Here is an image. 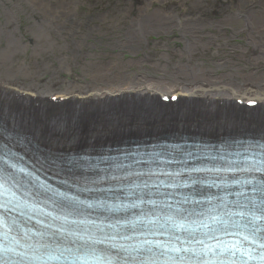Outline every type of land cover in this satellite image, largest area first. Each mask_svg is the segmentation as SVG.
Wrapping results in <instances>:
<instances>
[{
  "label": "bare ground",
  "instance_id": "obj_1",
  "mask_svg": "<svg viewBox=\"0 0 264 264\" xmlns=\"http://www.w3.org/2000/svg\"><path fill=\"white\" fill-rule=\"evenodd\" d=\"M86 1L0 0V118H10L13 123L9 122V127L29 133L38 143L44 142L51 152H56L70 149L81 143L83 138L86 142L97 141L106 135L115 136V132L154 126L158 129L183 120L190 124L185 127L192 130L206 126L222 128L228 124L238 128L261 124L257 119L232 115L233 108L228 105L237 95L255 96L261 99L264 108V12L259 11L255 15L251 10L248 13L240 11L237 16L234 9L224 11V15H232L233 20L242 19L247 30V46L227 44V47L240 51L237 53L238 61L227 56L225 51H216L212 54L221 60L213 62L214 67L206 66L200 57L205 58L203 50L208 44L201 41L198 31H193L197 23L192 19H181L178 23L182 29L183 48L171 53L163 52L159 54V59L154 60L145 53L140 58L124 59L120 52L118 58L103 62L99 59L101 53L84 50L88 48L85 38L89 33L68 29L58 21L73 18L79 6ZM156 2L163 6L167 3L165 0H150L145 5ZM257 2L261 4L260 8H264V0ZM101 3L115 4L111 1ZM132 4L139 12L131 11V14H137L136 21H133L136 27L133 26L126 34L128 38L122 42L123 49L129 43H140L145 33L166 30V24L161 20L175 16L174 12L168 13L165 9L153 10L150 7V11L146 7L140 8L142 5L133 0L125 3L130 8ZM51 5L57 10L49 9ZM25 6L23 11L29 13L26 18L32 22L29 21L28 29L24 28V36L16 20L17 11ZM99 10L98 15L101 14ZM92 21L93 18L84 19L85 25ZM75 24L78 25L79 21ZM58 31L62 38L71 37L70 40H63V47L57 45L58 40L50 35ZM187 34L192 41L184 38ZM183 57L191 61H184ZM224 67L228 68L227 71L223 70ZM173 93L189 99L187 105L198 109L199 114L194 113L191 120L189 117L176 120L171 115V108L167 117L159 121L158 118L147 117L152 113L149 111L158 106L159 95ZM138 96L140 100L147 99L138 103ZM51 97L60 100L52 101ZM129 102L142 115L139 121L125 118L124 106ZM203 110L211 115L203 114ZM25 114L30 115L31 125L27 118L23 127L15 116L24 118ZM9 127L7 130L12 129Z\"/></svg>",
  "mask_w": 264,
  "mask_h": 264
},
{
  "label": "rangeland",
  "instance_id": "obj_2",
  "mask_svg": "<svg viewBox=\"0 0 264 264\" xmlns=\"http://www.w3.org/2000/svg\"><path fill=\"white\" fill-rule=\"evenodd\" d=\"M88 1L90 0H87L86 4L92 7V4H90ZM93 1L115 2V4L113 5L107 3L106 4L105 3L99 4V2L97 3V5L99 4L102 7L99 8L101 9L99 10L101 14L95 16L97 18L96 23L101 24L100 27H98L97 24L95 23H90L85 25L84 19H86L87 21L89 19L82 18V15H80L81 10L79 12L77 10L76 15L71 19H67V20L59 19L58 21L64 23L68 29L71 28L77 32L89 33V35L85 38V41L87 42L86 46L88 48H85L84 50L88 52L91 51L90 53L92 52L101 53L99 59L100 61L103 62H108L111 59L118 58L117 54H119L120 52L122 53L124 59L140 58L144 56L145 53L151 59L154 60V59H159L160 56L159 54L163 52L171 53L172 51L174 52L175 49L177 50L183 48L185 44L184 41L182 40L183 37L182 32L181 30L178 29V19H183V20L186 19L189 21L192 19V22L197 23V25H194L196 28L193 31H198L199 33L198 35L201 36L200 37L201 41L207 42L208 44L207 47H205V49L203 50L205 52V58L200 57L201 61H204L206 66L212 65L211 67H214L213 62L217 63L216 60H221L220 57H216L215 55L212 54L215 53L216 51H225L227 52V56L231 57V59H233L234 61L235 60L238 61L237 53L239 54L240 51L238 49L227 47V44L230 45L241 44L247 46L248 45L246 40L247 30L245 29L246 27L243 26L242 19L233 20V16L229 14L224 15V11H229L230 9H234L237 16L240 15L239 14L240 11H246L243 13H248L249 10H251L250 12H254L255 15L259 11L264 12L263 11L264 8L263 7L260 8L261 4L257 2L259 0H252L254 1L252 3L250 2L251 0H231V1L230 0H225V1L224 0H194V2H191L192 0H165L167 1L166 4L164 3L165 6L161 5L160 2H156V4L152 3L150 6H146L145 2L150 0H133L135 3L142 5L140 6V8L146 7L145 9L148 8L150 11L151 9L153 10L165 9L168 10V13L174 12L175 16H171L169 18H165L161 20L163 24H166L165 25L167 27L166 30L156 29V31L153 33L152 32L145 33L144 36L141 38L140 43L139 42L129 43L125 45L126 49H123L124 44L122 42L125 40L127 41L128 38L126 37V34L133 29V26L136 27L133 24V21H136L135 16L139 12V10L136 8L137 6L135 4H132L131 6L132 8H130V5H125L126 1L127 3H131L132 0H93ZM240 1L246 3H241ZM122 4L123 6H125L124 8L122 7ZM251 4L252 6L249 7V5ZM51 8L54 10L56 9V7L52 5L51 7H49V9ZM136 10H137V14H131V11H136ZM24 12L26 13V15L29 14L26 11ZM93 13H98V11L95 9ZM92 18L94 21V17H91L90 19ZM27 19L31 21L30 18ZM128 20H130L129 21L130 25H126V22H128ZM77 21H79L78 25L75 24V22ZM16 23L19 24L17 20ZM19 28H21L20 29L21 34H24L25 36L26 35L25 29L28 28L25 27L24 30L23 27L21 26ZM100 31L102 32L100 33ZM50 35L52 36V39H55V41L58 40L57 45H62V47L64 45L63 40L71 39V37H67V36H64L62 38L59 31L55 33L53 32V34L50 33ZM190 37L191 36L187 34L185 35L184 38L186 40L192 41V37L191 38ZM97 38L100 39L98 40ZM93 39L96 40L94 41ZM197 43L198 42H196V44ZM200 49H202L201 46L199 47V50ZM62 52L63 54L66 53L65 50H63ZM29 53L30 52L28 51L27 54ZM56 53H57L56 55H58V52ZM132 53H135L136 55L134 56ZM18 56L22 58L21 54H19ZM182 59L184 61H191L187 57H183ZM49 60L54 62V59H52V57H49ZM242 63H245V61ZM55 64L57 66V63ZM227 69L225 67L223 68V70L225 71H227Z\"/></svg>",
  "mask_w": 264,
  "mask_h": 264
},
{
  "label": "snow or ice",
  "instance_id": "obj_3",
  "mask_svg": "<svg viewBox=\"0 0 264 264\" xmlns=\"http://www.w3.org/2000/svg\"><path fill=\"white\" fill-rule=\"evenodd\" d=\"M87 160H88L87 157H81V158L77 159L75 157H71L70 156V157H68L66 159L64 157H60L57 160H54L53 163L54 164H57L58 166L59 165L67 166L69 168V170H71L74 167H81V168H83V167H93V165H91L90 163H86ZM13 167H14V165H13ZM20 171L23 172L24 169H20ZM257 171H259V169H257ZM237 183H239V182L237 181ZM245 183L251 184L252 181L251 180H248V181H245ZM252 191L253 192H256V191L264 192V189H256V188H253ZM237 195L243 196L245 194H244L243 191H241V192H238ZM246 199H247V197H246ZM239 214L242 215V216L245 215V213H243V212H241ZM252 218H253V220H261V219H264V217L257 216L254 213L252 214ZM256 231H260V229L257 228ZM245 239H247V237ZM208 250L211 251V249H208ZM172 251L179 252L180 249L179 248H173ZM232 255H235V253L233 252ZM250 258H252V257H250ZM261 259H264V257H261Z\"/></svg>",
  "mask_w": 264,
  "mask_h": 264
}]
</instances>
